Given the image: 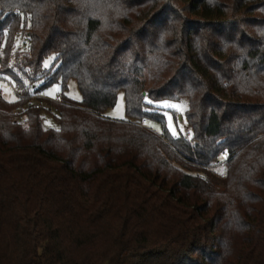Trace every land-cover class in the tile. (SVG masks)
I'll list each match as a JSON object with an SVG mask.
<instances>
[{
    "label": "trees",
    "instance_id": "trees-1",
    "mask_svg": "<svg viewBox=\"0 0 264 264\" xmlns=\"http://www.w3.org/2000/svg\"><path fill=\"white\" fill-rule=\"evenodd\" d=\"M0 78V264H264V0H0Z\"/></svg>",
    "mask_w": 264,
    "mask_h": 264
},
{
    "label": "rangeland",
    "instance_id": "rangeland-1",
    "mask_svg": "<svg viewBox=\"0 0 264 264\" xmlns=\"http://www.w3.org/2000/svg\"><path fill=\"white\" fill-rule=\"evenodd\" d=\"M54 62V56L46 58L43 63L44 70L51 69V67L54 65ZM143 80L146 83L148 82L147 72H145ZM61 83L62 81L58 80L57 83L41 89L43 81L37 82L35 88L40 91L35 94L34 98H32L33 104H39L40 100H49L52 102L60 100L62 95ZM0 94L5 100L9 102H14L17 100V93L14 89V84L7 79L0 80ZM63 94L70 102L74 104H79L82 101V95L78 89L77 82L73 79L68 82L67 91ZM151 104L156 107L150 109L151 112L161 111L164 113L166 119V129L172 136H179L181 134L186 138L191 137V130L183 119L184 114L188 109V99H183L180 102L163 101ZM173 113H175L176 121L174 119ZM103 116L115 121H122L126 119L125 100L122 93L118 97L116 106L112 109L104 111ZM42 125L45 130H58L59 124L57 122V113L54 109H51L50 111H44L42 113ZM146 127L157 134L162 133V127L158 122L148 121V125ZM173 132H175V135H173ZM216 169L218 171H223L225 169L224 162L222 161L221 164L216 167Z\"/></svg>",
    "mask_w": 264,
    "mask_h": 264
},
{
    "label": "built area",
    "instance_id": "built-area-1",
    "mask_svg": "<svg viewBox=\"0 0 264 264\" xmlns=\"http://www.w3.org/2000/svg\"><path fill=\"white\" fill-rule=\"evenodd\" d=\"M2 78H0V80H1ZM3 80V79H2ZM15 89V91H16V93H17V90H16V88H14ZM141 125L142 126H147L148 125V122L146 121V120H143L142 122H141Z\"/></svg>",
    "mask_w": 264,
    "mask_h": 264
},
{
    "label": "snow or ice",
    "instance_id": "snow-or-ice-1",
    "mask_svg": "<svg viewBox=\"0 0 264 264\" xmlns=\"http://www.w3.org/2000/svg\"><path fill=\"white\" fill-rule=\"evenodd\" d=\"M173 135H175V132H173ZM221 174H223V173H221Z\"/></svg>",
    "mask_w": 264,
    "mask_h": 264
},
{
    "label": "water",
    "instance_id": "water-1",
    "mask_svg": "<svg viewBox=\"0 0 264 264\" xmlns=\"http://www.w3.org/2000/svg\"><path fill=\"white\" fill-rule=\"evenodd\" d=\"M144 95H145V93H144Z\"/></svg>",
    "mask_w": 264,
    "mask_h": 264
}]
</instances>
